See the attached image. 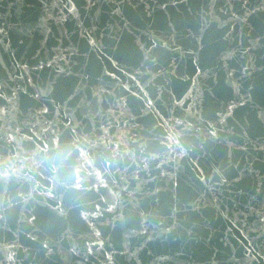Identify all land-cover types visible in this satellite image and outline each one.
I'll return each mask as SVG.
<instances>
[{
  "label": "water",
  "instance_id": "95a60500",
  "mask_svg": "<svg viewBox=\"0 0 264 264\" xmlns=\"http://www.w3.org/2000/svg\"><path fill=\"white\" fill-rule=\"evenodd\" d=\"M0 264H264V0H0Z\"/></svg>",
  "mask_w": 264,
  "mask_h": 264
}]
</instances>
